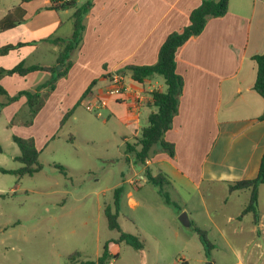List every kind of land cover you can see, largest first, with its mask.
<instances>
[{"label": "crops", "instance_id": "crops-1", "mask_svg": "<svg viewBox=\"0 0 264 264\" xmlns=\"http://www.w3.org/2000/svg\"><path fill=\"white\" fill-rule=\"evenodd\" d=\"M87 2L92 5L85 18L82 44L72 52L67 76L58 80L35 123L47 126L49 122L56 129L72 107L90 100L101 102V110L110 109L119 116L126 128L133 129L136 139L141 135L138 129L143 110L154 106L152 93L165 91L166 85L159 82L158 76L138 83L123 72L126 92L120 97H109L105 93L109 75L129 65H154L168 35L189 25L191 12L202 0H84L80 6ZM17 6L25 10L24 21L0 34V48L18 43L25 46L0 56V69L23 63L25 67L57 66L58 70L61 66L55 40L71 38L74 9L56 11L50 0H19L11 6L1 5L0 20ZM67 23V36L61 35ZM263 52L264 0H229L227 13L209 19L202 34L192 37L177 52V73L184 85L178 113L165 135L166 141L175 146V156L170 157L157 145L143 165L149 172L156 166L157 174L165 173L173 190L186 188L189 194L195 192L185 205L189 207L192 201V210L199 217L205 216L209 226L197 219V228L208 237L213 230L225 233L226 244L233 248L231 241H238L248 229L251 238L245 246L264 250V183L258 188L257 224L251 213H244L250 191L229 189L231 183L256 179L264 156V120H259L264 113V99L253 89L257 77L253 57ZM50 77L44 71L25 77L3 76L0 85L15 96L20 91H36ZM15 78L28 88H16L11 83ZM6 79L8 86L3 83ZM0 97L3 102L4 97ZM26 100L21 97L5 106L0 117L11 120L27 108ZM76 118L73 113L71 119ZM69 139L75 140L73 135ZM123 139L128 142L127 136ZM217 192L222 196L218 197ZM218 215L223 217L222 223L216 222ZM255 251L253 255L259 252Z\"/></svg>", "mask_w": 264, "mask_h": 264}, {"label": "rangeland", "instance_id": "rangeland-1", "mask_svg": "<svg viewBox=\"0 0 264 264\" xmlns=\"http://www.w3.org/2000/svg\"><path fill=\"white\" fill-rule=\"evenodd\" d=\"M76 1L77 6L84 2ZM17 2L0 0V7ZM67 29L70 23L60 34L66 35ZM157 79L165 86L162 77ZM3 83L8 86V79ZM11 83L16 88H28L19 78ZM156 110L155 106L143 110L138 133L148 125L149 112ZM74 113L76 119L70 117L61 127L63 116L56 129L49 122L47 126L35 120L31 123L28 108L11 120L0 117V169L22 167L15 161L20 149L13 136L34 140L42 167L32 176L0 170V264L97 261L106 244L112 255H118L108 264H264L262 248L245 246L251 238L248 229L238 241H231L234 248L226 244L225 233L214 230L208 237L213 248L202 243L196 220L209 227L208 220L192 210V201L189 207L185 205L196 193L167 186L165 191L175 205L167 204L159 187L147 182L146 169L136 154H126L123 137L127 136L131 144L136 140L133 129L126 128L119 116L110 109L88 111L86 104H79ZM71 135L75 140L69 139ZM150 172L157 174V167H151ZM118 187L123 191L116 205ZM217 196L221 197V192ZM131 200L136 204L131 205ZM107 208L118 212L121 231L137 236L143 249L112 242L120 233L109 228ZM184 212L192 223L190 227L179 219ZM215 219L223 222L221 215ZM255 250L259 252L253 255Z\"/></svg>", "mask_w": 264, "mask_h": 264}, {"label": "trees", "instance_id": "trees-1", "mask_svg": "<svg viewBox=\"0 0 264 264\" xmlns=\"http://www.w3.org/2000/svg\"><path fill=\"white\" fill-rule=\"evenodd\" d=\"M22 1L31 2L34 0ZM50 3L51 8L56 11L74 9L71 17L73 21V33L71 38H59L55 40V43L59 46L58 65L62 67V70L58 71L57 66L48 67L43 65H33L25 67L23 63L16 65L12 69H0V78L3 76L14 75L25 77L37 71L49 72L51 74V77L34 92L20 91L15 96H11L8 91L0 85V96L5 99L0 103V111L10 103L18 101L21 97H26V106L29 110L31 123L43 107L46 98L56 89L58 80L67 76L69 69L72 66V62L70 61L71 54L82 44L83 34L86 28L85 18L92 5L90 2H87L78 7L77 1L57 5V0H50ZM228 6L229 0H202L201 4L191 12L189 25L181 31L173 32L168 35L159 50L158 60L154 65H129L119 71L120 73L127 72L131 75V78L138 83H144L147 79L160 76L164 79L166 85L165 91H155L152 93L153 105L157 108V111L152 112L149 115L148 125L142 129L140 137H135L136 141L133 144L126 142V154L135 153L137 160L142 165H146V161L151 157L153 148L157 145L170 157L175 156V146L174 144L166 141L165 135L172 128L173 119L178 113L179 98L182 94L184 85L183 78L177 73V52L192 37L202 34L209 19L223 17L228 11ZM24 17L25 10L20 6L15 7L0 20V34L17 27L24 21ZM23 46H25V44L22 43H18L16 45H6L0 48V56L7 55L9 52L20 49ZM253 60L257 63V77L253 89L264 99V52L260 55L254 56ZM94 84L95 82L87 89L83 97L90 92ZM79 104L80 102L64 115V118L61 121V127L63 126L64 121H67L73 115L75 108ZM259 120H264V113L259 117ZM13 141L20 149V155L15 158V161L20 162L22 167L13 171L0 170L4 173L17 174L21 176H32L40 171L42 168L38 160L40 151L36 147L34 140L13 136ZM0 152H2L1 146ZM146 180L147 182L159 187V193L164 197L167 204L175 205V203L170 199L168 193L165 191V187L171 186V182L165 173L159 172L156 176H153L147 169ZM263 183L264 156L262 158L259 175L256 179L238 181L229 185L231 192L236 190L250 191V200L244 213H251L256 224L259 220L258 188L259 185ZM122 191L123 187H118L115 190L116 205H118L119 197ZM105 214L108 220L109 228L111 230H117L120 233L119 238L112 241L114 244L125 243L138 250L144 248L143 243L137 236L121 231L117 220V211L112 212L109 208H107L105 210ZM196 232L200 236L202 243L212 249L213 244L209 240L206 232L198 228L196 229ZM208 252H210V249ZM111 257L116 258L118 255H112L108 250V244H106L102 256L99 257L97 261H84L80 264H108Z\"/></svg>", "mask_w": 264, "mask_h": 264}, {"label": "built area", "instance_id": "built-area-1", "mask_svg": "<svg viewBox=\"0 0 264 264\" xmlns=\"http://www.w3.org/2000/svg\"><path fill=\"white\" fill-rule=\"evenodd\" d=\"M76 0H57V5H62L64 3L73 2ZM127 90V86L124 80V76L119 71H114L109 75L108 84L105 87V93L109 97H120ZM101 102H92L90 100L87 101L86 109L88 111H97L100 109Z\"/></svg>", "mask_w": 264, "mask_h": 264}, {"label": "water", "instance_id": "water-1", "mask_svg": "<svg viewBox=\"0 0 264 264\" xmlns=\"http://www.w3.org/2000/svg\"><path fill=\"white\" fill-rule=\"evenodd\" d=\"M61 67H58V70L60 69ZM180 221L183 225L187 226V227H190L191 226V221L189 220L188 216H187V213L184 212L181 216H180Z\"/></svg>", "mask_w": 264, "mask_h": 264}]
</instances>
